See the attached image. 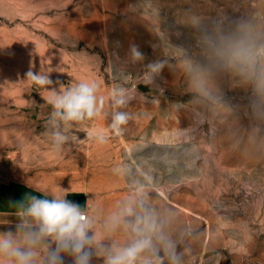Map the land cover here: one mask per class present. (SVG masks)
Instances as JSON below:
<instances>
[{
    "label": "rangeland",
    "instance_id": "1",
    "mask_svg": "<svg viewBox=\"0 0 264 264\" xmlns=\"http://www.w3.org/2000/svg\"><path fill=\"white\" fill-rule=\"evenodd\" d=\"M242 23L264 36V0H0V185L69 189L102 245L130 242L127 229L104 225L131 202L126 219L153 213L180 264H264V86L219 65L203 43ZM132 44L143 60L130 57ZM30 68L56 87L95 80L104 97L101 116L69 127L59 153L47 134L48 89L26 78ZM118 110L129 114L121 136L88 138ZM23 220L0 214V233L19 236ZM44 257L41 248L38 264Z\"/></svg>",
    "mask_w": 264,
    "mask_h": 264
},
{
    "label": "clouds",
    "instance_id": "2",
    "mask_svg": "<svg viewBox=\"0 0 264 264\" xmlns=\"http://www.w3.org/2000/svg\"><path fill=\"white\" fill-rule=\"evenodd\" d=\"M203 43L219 65L236 68L244 79L264 86V36L250 25L242 23L226 35L206 33ZM128 52L134 61L144 59V53L135 44L129 46ZM161 67L159 63L148 65L150 73L159 72ZM26 78L38 89H48L47 103L52 111L47 134L57 153L70 140L69 127L102 114L104 97L99 94L100 86L95 80H81L68 87L61 83L56 87L50 74L31 68ZM150 81L151 75L146 76L145 82ZM111 98L118 108L127 103L122 89H113ZM128 121L127 112L115 111L107 128L90 129L88 138L104 144L111 136H121ZM69 194V189L61 188L50 196L30 193L24 200L14 202L24 220L18 225L19 236L12 231L0 233V259L8 264H38V251L43 248V264H66V257L70 258V264H92L93 257L100 254L104 256V264H162L161 252L170 264H180L175 242L153 213L145 210L142 216L129 221L126 218L135 215L129 202L110 215L104 227L108 233L121 227L127 229L132 233L130 242L124 246L102 245L95 232V219L85 213L81 204L68 199Z\"/></svg>",
    "mask_w": 264,
    "mask_h": 264
},
{
    "label": "crops",
    "instance_id": "3",
    "mask_svg": "<svg viewBox=\"0 0 264 264\" xmlns=\"http://www.w3.org/2000/svg\"><path fill=\"white\" fill-rule=\"evenodd\" d=\"M30 193L38 194L22 185H0V214L22 215L20 208L14 202L24 200L25 196Z\"/></svg>",
    "mask_w": 264,
    "mask_h": 264
},
{
    "label": "built area",
    "instance_id": "4",
    "mask_svg": "<svg viewBox=\"0 0 264 264\" xmlns=\"http://www.w3.org/2000/svg\"><path fill=\"white\" fill-rule=\"evenodd\" d=\"M86 213V212H85ZM87 214V213H86Z\"/></svg>",
    "mask_w": 264,
    "mask_h": 264
}]
</instances>
